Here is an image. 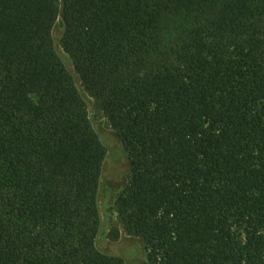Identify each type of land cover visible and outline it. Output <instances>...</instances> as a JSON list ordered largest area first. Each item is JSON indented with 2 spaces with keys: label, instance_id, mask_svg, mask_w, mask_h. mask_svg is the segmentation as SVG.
<instances>
[{
  "label": "trees",
  "instance_id": "obj_1",
  "mask_svg": "<svg viewBox=\"0 0 264 264\" xmlns=\"http://www.w3.org/2000/svg\"><path fill=\"white\" fill-rule=\"evenodd\" d=\"M88 98L131 163L110 240L264 264V0H0V264H128Z\"/></svg>",
  "mask_w": 264,
  "mask_h": 264
},
{
  "label": "rangeland",
  "instance_id": "obj_2",
  "mask_svg": "<svg viewBox=\"0 0 264 264\" xmlns=\"http://www.w3.org/2000/svg\"><path fill=\"white\" fill-rule=\"evenodd\" d=\"M62 27L56 33L57 48ZM87 106L92 122L108 147V157L104 167V175L100 190V209L102 227L97 238V245L102 251L126 259L128 264H153L143 241L136 236L121 234L119 241L109 238L114 223L118 222L117 200L126 188L130 177L131 163L120 140L116 137L110 121L96 105L92 98L87 99Z\"/></svg>",
  "mask_w": 264,
  "mask_h": 264
}]
</instances>
